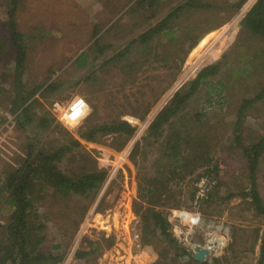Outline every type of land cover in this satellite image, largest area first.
I'll list each match as a JSON object with an SVG mask.
<instances>
[{"label": "rangeland", "instance_id": "obj_1", "mask_svg": "<svg viewBox=\"0 0 264 264\" xmlns=\"http://www.w3.org/2000/svg\"><path fill=\"white\" fill-rule=\"evenodd\" d=\"M201 1L216 8L186 9L174 21L173 29L181 33L189 28L190 35L153 55L149 48L141 57L136 36L168 12L169 1L161 2L153 15L145 1L140 6L136 0H19L16 21L27 52L23 87L13 81L15 55L9 48V53H0V110L15 114L0 133V255L10 240L3 225L13 210L5 203L6 191L1 187L5 174L20 166L29 148L50 153L76 140L79 146L56 160V169L74 180L88 172L104 171L106 176L83 195H62L47 184L40 188L42 180L32 182L29 192L45 226L35 250L64 252L57 264H156L165 251L166 264H255L257 236L264 222L238 193L249 187L243 146L264 135V93L256 97L264 88V37L246 31L240 23L256 0H246L234 10V0ZM222 3L225 6L218 7ZM214 19L223 21L210 26ZM5 20L6 6L0 0V36L7 41ZM96 37L99 45H110L100 55L93 45ZM172 38L178 40L177 34ZM152 42L160 43L158 36ZM126 45L130 51L118 56ZM81 52L88 53L90 68L70 63ZM115 54L116 60L109 61ZM216 62L222 65L220 72L207 79L222 81L221 92H210L213 88L205 85L186 106L191 114L200 113L198 127L191 133L208 141L210 159L178 175L167 171L159 192H151L153 204H149L138 196L139 187L149 184L148 160L157 150L142 136L174 91L202 67ZM247 62L260 73L242 77L237 69ZM49 83L55 88L49 89ZM27 92V101L19 100L15 107L16 94L24 97ZM76 96L84 98L88 112L78 123L65 125L57 108H65ZM249 98L256 100L239 113L243 100ZM24 106L28 109L20 113ZM41 117L48 126L40 124ZM119 120L134 126L131 136L99 131L88 139L93 127ZM234 134L239 135V144ZM146 147H150L147 161ZM203 178L213 179V185L198 196ZM257 185L264 200V153L258 162ZM153 211L166 217L169 232L189 256L175 257L180 251L155 228ZM179 211L197 214L199 222L190 224L175 216ZM55 244L60 247L53 248ZM95 246L86 257L75 256ZM196 246L207 249L202 260L194 258Z\"/></svg>", "mask_w": 264, "mask_h": 264}, {"label": "trees", "instance_id": "obj_2", "mask_svg": "<svg viewBox=\"0 0 264 264\" xmlns=\"http://www.w3.org/2000/svg\"><path fill=\"white\" fill-rule=\"evenodd\" d=\"M6 6V20L5 25L7 27V41L0 36V53L4 50V53L14 54V82L17 85L21 84V76L25 69L26 48L23 44V32L18 28L16 21V13L19 5V0H1ZM144 3L147 7L151 8L153 15L155 11L160 9L161 2L164 0H136V3L140 6ZM170 2L168 12L155 23L144 28L138 36H136L137 42L141 46V52L138 56L143 57L145 51L149 48L151 55L159 53V50L164 49L166 44L174 45L181 38L188 36L193 32L189 28H185L184 31L179 33L175 27L174 21L179 18V14L186 9H202V8H216L211 3H204L201 0H182L175 6H171L174 0H166ZM246 0H234L232 3V9L239 8ZM168 4V3H167ZM225 3H222L218 7H224ZM227 7V6H226ZM225 17H223V20ZM222 20V21H223ZM217 19L212 21L211 25L219 26L222 23ZM246 31L256 35L264 37V0H256L255 3L248 9L244 17L240 22ZM211 28V27H210ZM207 30V29H206ZM98 28L95 27L93 35L96 36ZM177 34L178 40H174L172 36ZM158 36L160 43H154L152 40ZM172 38V39H171ZM207 42L204 41L203 44ZM93 45L97 47V52L100 55L101 52L110 48V45H99V39L96 37L93 40ZM162 47V48H161ZM9 48V52L7 51ZM130 51V45L123 46L117 52L118 56H124ZM162 52V51H161ZM86 52L79 53L73 60V63L77 65V68L84 69L90 68L88 61L89 55ZM117 54L110 57L108 60H116ZM257 53H255L254 58ZM152 58V57H151ZM162 60L167 61L166 57H162ZM106 62V61H105ZM108 62V61H107ZM221 63L216 62L213 64L202 67L192 79H187L183 82L172 94L170 99L159 109L154 118L150 121L146 128V135L142 136V139L151 140V143L156 146L157 154L154 158L148 160L149 148L146 147L144 152L145 160L150 162V171H146L148 185H140L139 197L149 204H153L151 200V192H159L158 184L163 182V178L167 171H170L172 175H178L180 170L186 171L188 169L199 167V164L204 160H209V144L204 138L195 136V132L191 133L195 126L198 127L200 120V113L195 112L191 114L186 110V106L189 101L202 89L205 85H210L212 91L220 93L224 84L222 81L211 82V76H216L221 70ZM242 74V77H248L251 74H259L260 70L255 69L251 62H247L242 67L237 69ZM246 73L247 75H245ZM261 76V75H260ZM78 81V80H76ZM75 81V82H76ZM56 85L49 83L47 87L54 89ZM23 87V85H22ZM263 88V87H262ZM261 88V92L256 97H261L264 93V88ZM209 91V90H208ZM34 91L32 92V94ZM24 97L16 94L15 107H17L18 101L22 100L26 102L30 97L29 92ZM15 97V98H16ZM256 98L244 99L239 113L246 107L253 103ZM13 107V111L17 108ZM28 109L27 106L22 107L20 113H25ZM17 111V110H16ZM148 112L147 110L145 111ZM18 111V115L20 114ZM51 119H54L52 117ZM30 120V119H29ZM237 123H241L240 115L237 117ZM40 124L48 126V121L44 118H40ZM237 127V124H236ZM236 130V129H235ZM102 131V133H122L129 137L135 131L133 125L127 121H111L102 123L96 127H93L88 134H91L88 139L93 140V134ZM197 132V131H196ZM235 132V131H234ZM234 141L236 144L240 143L239 135L234 134ZM74 146H79V143L74 140L69 145H63L50 153L43 151L33 152L32 148L27 151L23 162L19 167L13 171L5 174L4 183L1 187L6 191L5 203H9L13 210L9 217V221L5 223L4 229L8 234V246L5 247L3 253L0 255V264L5 262V259L9 261V264H57L64 258V252L52 253L37 251L34 249V245L38 244V235L40 238L44 235V224L41 223L37 206L34 201L33 195H30L29 189L33 181L42 180L44 183L39 182L40 188H43V184L49 185L53 188L54 192H59L62 195H68L70 193L85 194L87 191L95 188L106 176L104 171L88 172L83 174L79 179H71L56 169L53 163L58 160L63 154L70 151ZM29 147V146H28ZM264 153V135L257 141L243 146L242 154L247 163V178L249 181V187L246 190L238 193L242 200L247 198V202L250 207L262 216L264 222V200L257 185V170L258 162ZM216 170V168H214ZM191 172V171H190ZM177 178H182L178 176ZM1 190V189H0ZM230 194L229 196H233ZM249 198V199H248ZM156 204V203H155ZM153 225L169 240L170 246L172 245L176 251L177 257L189 256L190 252L185 248L178 247L176 238L169 232L168 221L160 211H153L152 213ZM32 218V220L30 219ZM42 233V234H41ZM36 236V239H35ZM109 239V245L111 244ZM11 241V242H10ZM258 244V256L256 257L255 264H264V227L260 237L257 236ZM60 244L53 245V248H59ZM90 251H77L75 256L78 258L86 257L92 253L98 246L93 247ZM166 254V251H165ZM165 254H161L157 259L156 264H166ZM199 264H210L207 261L198 262Z\"/></svg>", "mask_w": 264, "mask_h": 264}, {"label": "built area", "instance_id": "obj_3", "mask_svg": "<svg viewBox=\"0 0 264 264\" xmlns=\"http://www.w3.org/2000/svg\"><path fill=\"white\" fill-rule=\"evenodd\" d=\"M86 108H88L87 102L80 96L74 97L65 108L59 109V121L65 125H73L78 123L85 115ZM15 116V114H13ZM13 115L0 110V133L6 128V126L13 119ZM213 185V179L203 178L199 182L200 190L197 192L198 196L204 195L205 191ZM175 216L181 217L184 221L190 224H197L199 222V216L195 213L187 211H179Z\"/></svg>", "mask_w": 264, "mask_h": 264}, {"label": "water", "instance_id": "obj_4", "mask_svg": "<svg viewBox=\"0 0 264 264\" xmlns=\"http://www.w3.org/2000/svg\"><path fill=\"white\" fill-rule=\"evenodd\" d=\"M194 250H195L194 258L197 260H202L203 256L207 253V249L200 246H196Z\"/></svg>", "mask_w": 264, "mask_h": 264}, {"label": "bare ground", "instance_id": "obj_5", "mask_svg": "<svg viewBox=\"0 0 264 264\" xmlns=\"http://www.w3.org/2000/svg\"><path fill=\"white\" fill-rule=\"evenodd\" d=\"M88 109H89V108H86V112H88ZM86 112H85V113H86ZM212 245H213V244H212ZM220 245H221V244H220ZM211 248H212V247H211Z\"/></svg>", "mask_w": 264, "mask_h": 264}, {"label": "crops", "instance_id": "obj_6", "mask_svg": "<svg viewBox=\"0 0 264 264\" xmlns=\"http://www.w3.org/2000/svg\"><path fill=\"white\" fill-rule=\"evenodd\" d=\"M70 63H73V61H71ZM74 65V64H73ZM75 66V65H74Z\"/></svg>", "mask_w": 264, "mask_h": 264}]
</instances>
